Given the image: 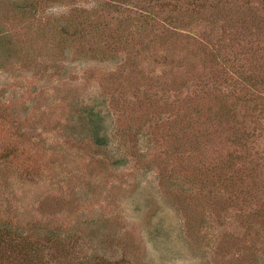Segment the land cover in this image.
<instances>
[{
  "label": "rangeland",
  "instance_id": "1",
  "mask_svg": "<svg viewBox=\"0 0 264 264\" xmlns=\"http://www.w3.org/2000/svg\"><path fill=\"white\" fill-rule=\"evenodd\" d=\"M0 264H264V0H0Z\"/></svg>",
  "mask_w": 264,
  "mask_h": 264
},
{
  "label": "trees",
  "instance_id": "2",
  "mask_svg": "<svg viewBox=\"0 0 264 264\" xmlns=\"http://www.w3.org/2000/svg\"><path fill=\"white\" fill-rule=\"evenodd\" d=\"M99 140L98 141H100L101 139H100V137H97Z\"/></svg>",
  "mask_w": 264,
  "mask_h": 264
}]
</instances>
